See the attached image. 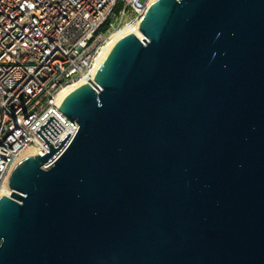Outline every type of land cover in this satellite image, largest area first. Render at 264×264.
<instances>
[{
	"label": "water",
	"instance_id": "water-1",
	"mask_svg": "<svg viewBox=\"0 0 264 264\" xmlns=\"http://www.w3.org/2000/svg\"><path fill=\"white\" fill-rule=\"evenodd\" d=\"M13 168L0 264H264V0H154Z\"/></svg>",
	"mask_w": 264,
	"mask_h": 264
},
{
	"label": "built area",
	"instance_id": "built-area-1",
	"mask_svg": "<svg viewBox=\"0 0 264 264\" xmlns=\"http://www.w3.org/2000/svg\"><path fill=\"white\" fill-rule=\"evenodd\" d=\"M148 5V0H0V193L26 150L39 155L49 150L35 130L50 116L63 126L50 144L57 147L68 132L64 146L70 142L79 125L61 111V91L93 82L124 17L133 13L140 19Z\"/></svg>",
	"mask_w": 264,
	"mask_h": 264
},
{
	"label": "bare ground",
	"instance_id": "bare-ground-1",
	"mask_svg": "<svg viewBox=\"0 0 264 264\" xmlns=\"http://www.w3.org/2000/svg\"><path fill=\"white\" fill-rule=\"evenodd\" d=\"M154 0H148V4H150L151 2H153ZM140 19H131L126 21L121 27L120 29H118L110 38V41L105 49V51L102 53L100 59H99V65L102 63V61L104 60V58L106 57V55L108 54L109 50L111 49V47L117 42V40H119L122 36L128 34V33H135L138 34V24H139ZM139 35V34H138ZM82 84H85L83 81H79L77 83H74L66 88H64L60 95L59 98H64L71 90L75 89L78 86H81ZM35 154V151L33 149H28L23 153V157L29 156V155H33ZM10 189L5 187L4 189H2L0 194L3 195H8L10 194Z\"/></svg>",
	"mask_w": 264,
	"mask_h": 264
},
{
	"label": "rangeland",
	"instance_id": "rangeland-1",
	"mask_svg": "<svg viewBox=\"0 0 264 264\" xmlns=\"http://www.w3.org/2000/svg\"><path fill=\"white\" fill-rule=\"evenodd\" d=\"M134 14L133 13H129L127 16L124 17V21H128V20H131V19H134ZM117 24V19H114L113 20V25H116Z\"/></svg>",
	"mask_w": 264,
	"mask_h": 264
}]
</instances>
